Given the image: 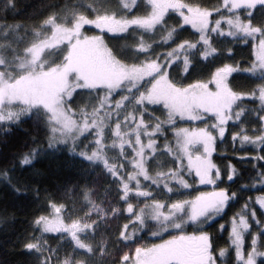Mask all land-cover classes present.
I'll return each instance as SVG.
<instances>
[{
    "label": "rangeland",
    "instance_id": "obj_1",
    "mask_svg": "<svg viewBox=\"0 0 264 264\" xmlns=\"http://www.w3.org/2000/svg\"><path fill=\"white\" fill-rule=\"evenodd\" d=\"M18 36L0 33V119L42 110L47 144L22 165L81 178L36 220L42 264H264V172L245 193L214 158L264 141V85L228 81L264 70V0H88Z\"/></svg>",
    "mask_w": 264,
    "mask_h": 264
},
{
    "label": "trees",
    "instance_id": "obj_2",
    "mask_svg": "<svg viewBox=\"0 0 264 264\" xmlns=\"http://www.w3.org/2000/svg\"><path fill=\"white\" fill-rule=\"evenodd\" d=\"M87 1L0 0V33L8 27L17 36L19 33L29 34L48 17L57 16L70 7L78 8ZM246 49L245 46L235 49L231 60L252 70V53H247ZM261 72L253 78L248 75L250 71H238L229 81L248 93L264 85V73L261 75ZM249 82H252L251 86H248ZM256 102L241 100L239 106L252 107ZM17 111L10 119H0V175H10L9 180L0 185V264H42L37 248H29L38 235L36 220L48 212L50 204L67 206L79 189L81 178L76 169L61 166L60 161L50 158L22 165L23 159L32 160L35 151L46 146L49 122L40 109L23 107ZM260 148L255 158L215 155L218 165L231 163L237 171L229 188L246 193L259 180V171L264 172V141ZM259 188L258 192L264 194V185ZM215 237L217 241L219 235L216 231ZM223 237L216 246L225 244Z\"/></svg>",
    "mask_w": 264,
    "mask_h": 264
},
{
    "label": "crops",
    "instance_id": "obj_3",
    "mask_svg": "<svg viewBox=\"0 0 264 264\" xmlns=\"http://www.w3.org/2000/svg\"><path fill=\"white\" fill-rule=\"evenodd\" d=\"M230 77H231V76H230ZM230 77H229L228 81L230 80ZM227 84H228V82H227Z\"/></svg>",
    "mask_w": 264,
    "mask_h": 264
},
{
    "label": "flooded vegetation",
    "instance_id": "obj_4",
    "mask_svg": "<svg viewBox=\"0 0 264 264\" xmlns=\"http://www.w3.org/2000/svg\"><path fill=\"white\" fill-rule=\"evenodd\" d=\"M205 241V243H206V240H204ZM198 242V241H197Z\"/></svg>",
    "mask_w": 264,
    "mask_h": 264
}]
</instances>
